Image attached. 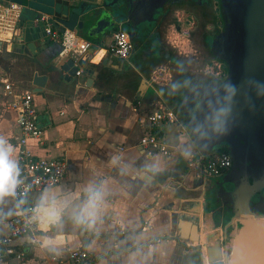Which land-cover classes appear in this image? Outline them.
<instances>
[{
  "label": "crops",
  "instance_id": "obj_1",
  "mask_svg": "<svg viewBox=\"0 0 264 264\" xmlns=\"http://www.w3.org/2000/svg\"><path fill=\"white\" fill-rule=\"evenodd\" d=\"M28 14L22 9L20 21ZM74 31L96 47L109 41L110 33L92 40ZM44 40L47 48L35 56L10 52L3 45L0 53L29 59L30 73L18 80L17 86L11 81L20 91L33 92L34 71L49 76V91L33 92L42 142L30 141L28 147L38 157L67 158L68 168L61 183L30 193L28 201L37 206L47 191L50 198L66 201L67 206L56 223L46 229L39 223L36 241L29 242L26 236L14 239V248L23 255L9 256L0 264H70L67 256L74 249L89 253L92 260L88 264H207L204 234L210 222L208 214H203L205 183L201 184L199 177V182L194 180L199 152L188 130L178 117L159 125L167 156L148 152L138 144L149 128L147 116L168 106L155 92L146 95V91L166 83L155 80L159 66L150 73L151 81L141 86L144 92L137 95L139 85L123 72L124 59L101 51L91 54L86 64L93 70L87 75L93 79L87 87L78 84L82 72L63 80L66 73L60 67L68 58L57 56L56 40ZM96 94L110 95L111 99H96ZM17 136L13 113L0 98V137L13 145ZM90 186L103 190L102 207L94 224H77L73 210L87 199ZM14 211L7 196L0 198L1 233L7 232ZM196 217L198 230L193 228ZM214 228L220 229H210ZM238 229L235 224L229 227L231 238ZM177 230L198 239L180 238ZM45 238L55 243L43 246ZM156 238L160 241H154ZM50 255L57 259L51 260Z\"/></svg>",
  "mask_w": 264,
  "mask_h": 264
},
{
  "label": "water",
  "instance_id": "obj_2",
  "mask_svg": "<svg viewBox=\"0 0 264 264\" xmlns=\"http://www.w3.org/2000/svg\"><path fill=\"white\" fill-rule=\"evenodd\" d=\"M9 1L19 3L30 12L19 21L8 44L10 52L27 56H35L48 46L42 40V27L32 25L33 17L39 13L53 15L56 19L53 26L59 32L77 30L92 40L100 39L112 27H120L126 19H130L127 0ZM225 5L227 28L220 35L217 47L232 62L228 78L217 86L211 106L197 116L193 127L186 119L183 120L198 152L220 149L218 143L223 140L228 154L236 163L241 160L234 150L252 149V146L264 141V0H226ZM90 56L88 50L75 62L68 58L60 67L66 73L63 80L74 77L80 67L82 74L78 77V84L90 86L93 79L87 75L93 70L86 65ZM48 80V75L34 71L31 78L33 92L49 91ZM95 98L111 99L110 95L100 94H96ZM239 132L246 135L244 142L239 139ZM234 169L240 172L239 166H234ZM195 177L194 180L199 182ZM238 177L240 180L231 188L234 203L228 215L232 219L230 224L239 226L232 238L228 224L220 227L221 231L219 228L210 229L219 226L212 222L213 200L204 188L203 214H208L210 222L204 234L207 264H264V209H255L250 204L254 197L262 196L264 178L257 180L249 176V181L248 176L239 174ZM145 180L154 182L149 176H145ZM200 183L206 184V178L200 177ZM193 228H199L197 217ZM176 233L178 237L190 241L198 239L185 237L179 230Z\"/></svg>",
  "mask_w": 264,
  "mask_h": 264
},
{
  "label": "flooded vegetation",
  "instance_id": "obj_3",
  "mask_svg": "<svg viewBox=\"0 0 264 264\" xmlns=\"http://www.w3.org/2000/svg\"><path fill=\"white\" fill-rule=\"evenodd\" d=\"M225 3L226 0H127L130 19L120 28L127 32L131 49L124 59L123 72L135 79L134 83L139 85L135 93L139 95L144 92L141 86L151 81L150 73L157 66L169 68L166 83L146 91V95L155 92L184 125L183 119L191 127L195 125L197 116L211 106L217 86L228 78L232 62L217 47L227 28ZM195 34L200 40L196 46ZM238 137L241 142L246 140L242 132ZM218 145L220 149L215 150L227 151L223 140ZM251 148L234 150L241 161L234 163L230 157L227 168L206 178L205 191L213 200L212 222L216 226L228 224V229L231 226L232 219L228 216L234 203L231 188L240 180L238 175L264 178V141ZM234 166H239L240 172ZM261 191L262 196L254 197L250 203L255 209H264V186Z\"/></svg>",
  "mask_w": 264,
  "mask_h": 264
},
{
  "label": "built area",
  "instance_id": "obj_4",
  "mask_svg": "<svg viewBox=\"0 0 264 264\" xmlns=\"http://www.w3.org/2000/svg\"><path fill=\"white\" fill-rule=\"evenodd\" d=\"M22 5L9 0H0V41L9 48L8 44L14 35L20 21ZM56 21L53 15L39 13L32 19V25L42 27L43 38L56 40L59 45L57 56L71 58L74 62L86 53H109L118 58L128 57L131 44L128 34L122 28H117L109 34V41L105 46L96 47L88 40L80 37L74 30L65 29L59 32L53 23ZM81 70L76 71L80 75ZM0 98H4L6 108L13 113L14 122L18 128V136L13 147V158L19 170L21 181L14 195H6L15 207L14 214L8 221L6 233L0 232V263L9 256L20 258L22 251L14 248V239L26 236L29 242L36 241V233L39 230V221L34 220L35 205L30 204L28 196L34 191H40L61 183L68 168V160L65 157H38L29 149L30 141L42 142V128L38 122V111L33 104V92L31 90H16L7 73L0 65ZM148 130L140 137L139 146L144 150L157 151L167 156V143L164 134L158 129L160 124L171 123L175 119L173 109L165 107L147 116ZM230 156L227 151L214 150L207 153H199L194 161L196 177L211 178L220 174L230 165ZM154 241H160L156 238ZM51 260H56L55 255H50ZM70 264H88L92 259L89 253L82 249L69 251L67 256Z\"/></svg>",
  "mask_w": 264,
  "mask_h": 264
},
{
  "label": "clouds",
  "instance_id": "obj_5",
  "mask_svg": "<svg viewBox=\"0 0 264 264\" xmlns=\"http://www.w3.org/2000/svg\"><path fill=\"white\" fill-rule=\"evenodd\" d=\"M20 170L13 158V147L0 137V198L6 195H14L19 180ZM87 199L84 203L73 210V219L77 224L91 226L95 223L98 212L102 207L104 192L100 188L90 186L87 190ZM67 206V202L57 201L49 193L41 196L34 209V220L40 222L41 228H47L49 224L56 223L60 219L61 212ZM55 242L45 238L43 246L54 244Z\"/></svg>",
  "mask_w": 264,
  "mask_h": 264
},
{
  "label": "rangeland",
  "instance_id": "obj_6",
  "mask_svg": "<svg viewBox=\"0 0 264 264\" xmlns=\"http://www.w3.org/2000/svg\"><path fill=\"white\" fill-rule=\"evenodd\" d=\"M193 37H194V43H195L194 46H196V44H199V41H200L199 36L197 34H195V35H193ZM194 57H196V55ZM28 60L21 58V57H18V56L11 54L9 52L8 53H5V52L0 53V65L2 66L4 71L8 74L11 81H13V83H15L16 86L19 83L18 80L22 79L25 74L30 73V69H29L30 68L29 67L30 62ZM168 70H169V68H167V67L159 66L155 72V75L157 76V77H155L156 78L155 80L158 82H164L163 80H165L167 78ZM29 88H31V87H29ZM16 90H18V89L16 88Z\"/></svg>",
  "mask_w": 264,
  "mask_h": 264
},
{
  "label": "trees",
  "instance_id": "obj_7",
  "mask_svg": "<svg viewBox=\"0 0 264 264\" xmlns=\"http://www.w3.org/2000/svg\"><path fill=\"white\" fill-rule=\"evenodd\" d=\"M59 50V45L57 46V51ZM222 151H224V150H222Z\"/></svg>",
  "mask_w": 264,
  "mask_h": 264
}]
</instances>
